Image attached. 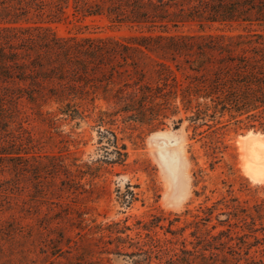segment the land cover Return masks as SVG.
Segmentation results:
<instances>
[{"label": "trees", "instance_id": "obj_1", "mask_svg": "<svg viewBox=\"0 0 264 264\" xmlns=\"http://www.w3.org/2000/svg\"><path fill=\"white\" fill-rule=\"evenodd\" d=\"M69 8L139 33L121 39L59 36L51 24L60 22ZM246 26L261 29L233 30ZM183 27L196 30L180 32ZM215 28L218 33L211 32ZM180 105L203 139L211 170L229 149L223 140L225 125L218 126V119L227 117L236 133L264 134V0H0V160H25L15 172L33 179L31 197L49 208L37 217L35 232L54 258L49 264H62L57 259L68 252L62 245L71 250L76 246L62 232L63 219L85 221V207H63L70 208L79 196H91L103 169L127 166V145L112 128L116 118L155 130L162 112L176 113ZM87 112H95L101 152L89 161L68 149L34 152L30 140L6 135L11 118L27 113L74 120ZM193 176L196 186L204 170L199 167ZM11 186L0 187V224L9 222L2 215L8 211L3 203ZM228 192L230 198L223 196L211 205L205 196L193 213L192 250L186 248V238L180 253L172 240L147 231L145 238L137 233L138 243L129 235L115 237L124 245L116 244L109 253L132 264H263L256 255L264 256V227L257 224L263 206L249 207L233 196L231 187ZM117 193L125 203L137 199L129 185Z\"/></svg>", "mask_w": 264, "mask_h": 264}, {"label": "rangeland", "instance_id": "obj_2", "mask_svg": "<svg viewBox=\"0 0 264 264\" xmlns=\"http://www.w3.org/2000/svg\"><path fill=\"white\" fill-rule=\"evenodd\" d=\"M51 28L63 37L121 39L139 33V30L126 26H112L105 17L77 14L72 8L67 9L66 16L60 22L51 24ZM221 29L227 31L232 28ZM243 29L251 31L261 28L246 26L235 27L233 30L242 32ZM195 30L183 27L179 31L186 33ZM211 32L218 33L219 29H212ZM103 107H106L105 104ZM27 114L11 118L6 135L14 136L17 141L24 140L25 143L30 140L36 147L34 152H59L68 149L70 152L77 151V157L83 161L95 159L101 154L95 112H87L83 118L74 120L62 115L52 119ZM162 115L155 130L127 121L123 117L116 118V124L112 128L127 145V166L116 164L103 169L100 177L95 179V189L91 196H83L81 199L79 196L73 199L70 208L63 207L65 211L85 207L86 214L83 223L72 216L63 219L65 227L62 232L71 241H75L76 246L74 250L68 249V245L61 246L63 251H68L57 259L62 264H132L127 257L109 253L116 244L121 242L124 245L122 240L118 241L115 237L125 238L129 235L134 239L133 243H138L141 239L137 233L140 232L142 238H145L147 231L158 235L162 240H172L180 253L183 249L181 242L186 238L185 246L192 250L193 244L190 242L194 238L190 233L194 226L190 223L194 220L193 213L197 214L196 209L204 203L205 196L210 198L207 205L223 196L230 198L229 187L233 189V196L238 201L245 202V205L252 207L262 204L263 218L257 224L258 227H264V182L257 183L246 175L238 143L241 136L256 132L238 130L236 133L234 123L228 122L227 117L218 119L221 123L218 126L225 125L223 140L229 145V149L211 170L208 159L204 156L203 139L198 132L194 133L181 105L178 112L164 110ZM24 161L12 158L0 160V187L14 186H11V192L14 193H9L3 203L8 211L4 212L2 219L9 222L0 224V264H49L54 258L35 232L39 224L37 217L50 211L47 204L35 203L31 197L34 194L31 184L33 179L29 175L15 172V167H21L25 164ZM199 167L204 170V179L194 186L193 172ZM127 185L137 193V199L131 203L120 200L117 193V190L125 192ZM194 191L200 192V196ZM37 210L41 212L39 216ZM11 214L14 219H8ZM219 219L225 220L226 216L220 215ZM58 223L53 225L57 226ZM153 223L157 226L152 230H145ZM125 227L128 230L125 231ZM182 228L183 232L180 231ZM172 230L178 234L167 232ZM257 236L262 237V234L258 232ZM256 255L264 264L263 254Z\"/></svg>", "mask_w": 264, "mask_h": 264}, {"label": "bare ground", "instance_id": "obj_3", "mask_svg": "<svg viewBox=\"0 0 264 264\" xmlns=\"http://www.w3.org/2000/svg\"><path fill=\"white\" fill-rule=\"evenodd\" d=\"M238 143L246 175L257 183L264 182V134L249 132Z\"/></svg>", "mask_w": 264, "mask_h": 264}]
</instances>
